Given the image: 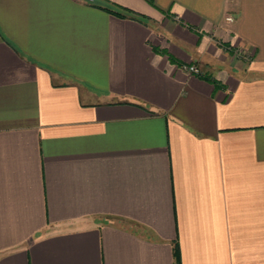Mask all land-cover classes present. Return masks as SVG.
<instances>
[{"label": "crops", "instance_id": "1", "mask_svg": "<svg viewBox=\"0 0 264 264\" xmlns=\"http://www.w3.org/2000/svg\"><path fill=\"white\" fill-rule=\"evenodd\" d=\"M0 264H264V0H0Z\"/></svg>", "mask_w": 264, "mask_h": 264}, {"label": "built area", "instance_id": "2", "mask_svg": "<svg viewBox=\"0 0 264 264\" xmlns=\"http://www.w3.org/2000/svg\"><path fill=\"white\" fill-rule=\"evenodd\" d=\"M232 19H233V17L231 15H227L226 16V20L231 21ZM183 68L186 69L190 73H197V72H199L198 67L196 65H194V64L184 65Z\"/></svg>", "mask_w": 264, "mask_h": 264}, {"label": "trees", "instance_id": "3", "mask_svg": "<svg viewBox=\"0 0 264 264\" xmlns=\"http://www.w3.org/2000/svg\"><path fill=\"white\" fill-rule=\"evenodd\" d=\"M125 10H126V12H128L129 14H137V13H135V12L129 10V9H125Z\"/></svg>", "mask_w": 264, "mask_h": 264}]
</instances>
